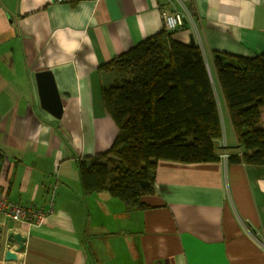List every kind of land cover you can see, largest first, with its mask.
<instances>
[{
    "label": "crops",
    "instance_id": "1",
    "mask_svg": "<svg viewBox=\"0 0 264 264\" xmlns=\"http://www.w3.org/2000/svg\"><path fill=\"white\" fill-rule=\"evenodd\" d=\"M163 10L185 15L172 38L201 48L217 89L214 55L264 52V0H0V197L31 209L22 221L0 211V264H264V164L160 159L140 209L83 190L79 161L118 134L108 65L164 31ZM47 70L60 117L41 101ZM219 96L221 156L239 143Z\"/></svg>",
    "mask_w": 264,
    "mask_h": 264
},
{
    "label": "trees",
    "instance_id": "2",
    "mask_svg": "<svg viewBox=\"0 0 264 264\" xmlns=\"http://www.w3.org/2000/svg\"><path fill=\"white\" fill-rule=\"evenodd\" d=\"M173 32L164 29L109 63L116 78L102 100L118 134L107 151L79 161L86 193L107 190L127 208H146L142 197L155 192L160 159L219 160L220 91L239 143L228 163L264 164V52L214 55L217 89L201 48Z\"/></svg>",
    "mask_w": 264,
    "mask_h": 264
},
{
    "label": "water",
    "instance_id": "3",
    "mask_svg": "<svg viewBox=\"0 0 264 264\" xmlns=\"http://www.w3.org/2000/svg\"><path fill=\"white\" fill-rule=\"evenodd\" d=\"M37 78L39 81V93L41 96L42 104L45 108H49L48 106H51V109H54L53 111L57 117L61 116L62 108H61V101L60 96L57 92V89L54 84L53 74L50 71H43L37 73ZM2 231V226L0 225V232ZM8 240H17V242L20 244L18 250L23 248L24 246V240L25 238L20 233H11L8 236ZM5 258L7 260L15 259L16 254L11 252V250H8L6 252Z\"/></svg>",
    "mask_w": 264,
    "mask_h": 264
},
{
    "label": "built area",
    "instance_id": "4",
    "mask_svg": "<svg viewBox=\"0 0 264 264\" xmlns=\"http://www.w3.org/2000/svg\"><path fill=\"white\" fill-rule=\"evenodd\" d=\"M162 17L165 29L170 32L176 31L185 21V15L178 11L163 10ZM228 155V152H224L221 157L226 161ZM30 210V207L10 202L6 197H0V211H5L15 220L22 221L26 219L30 214Z\"/></svg>",
    "mask_w": 264,
    "mask_h": 264
}]
</instances>
